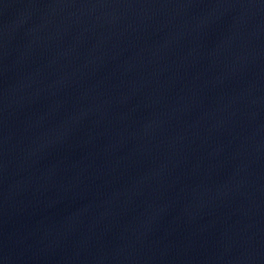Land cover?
Instances as JSON below:
<instances>
[{"label":"water","instance_id":"water-1","mask_svg":"<svg viewBox=\"0 0 264 264\" xmlns=\"http://www.w3.org/2000/svg\"><path fill=\"white\" fill-rule=\"evenodd\" d=\"M0 264H264V0H0Z\"/></svg>","mask_w":264,"mask_h":264}]
</instances>
